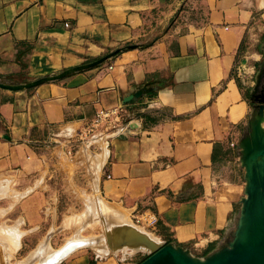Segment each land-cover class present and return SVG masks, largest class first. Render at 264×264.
<instances>
[{
	"label": "crops",
	"instance_id": "crops-1",
	"mask_svg": "<svg viewBox=\"0 0 264 264\" xmlns=\"http://www.w3.org/2000/svg\"><path fill=\"white\" fill-rule=\"evenodd\" d=\"M129 45L60 81L0 88V199L21 232L15 251L86 239L102 212L111 230L122 212H152L161 243L202 257L231 234L244 191L237 145L264 67V0H0L3 82ZM118 106L127 129L78 137L97 110ZM130 258L85 244L61 264Z\"/></svg>",
	"mask_w": 264,
	"mask_h": 264
},
{
	"label": "water",
	"instance_id": "water-1",
	"mask_svg": "<svg viewBox=\"0 0 264 264\" xmlns=\"http://www.w3.org/2000/svg\"><path fill=\"white\" fill-rule=\"evenodd\" d=\"M137 47L118 48L95 61L25 83L0 80V88L13 92L30 90L97 67L119 53ZM143 92V89H138L124 100V104L134 103ZM250 99L254 107L248 119V132L237 145L239 164L244 170V191L239 200L240 210L231 239L203 258L193 256L189 250L172 243H154L148 246L151 249L146 252L148 257L137 264H264V67L255 77Z\"/></svg>",
	"mask_w": 264,
	"mask_h": 264
},
{
	"label": "rangeland",
	"instance_id": "rangeland-1",
	"mask_svg": "<svg viewBox=\"0 0 264 264\" xmlns=\"http://www.w3.org/2000/svg\"><path fill=\"white\" fill-rule=\"evenodd\" d=\"M8 82H10V81H8ZM22 82L25 83L26 81H22ZM10 83H12V82H10ZM236 153H237V157L239 160V149L238 148H237ZM238 165H239L240 174H241V176H243L244 170L240 167L239 161H238ZM2 200H3V198L0 199V232L2 229H7L11 233L15 232V234H17L19 230H18V228L15 229V227L13 226L12 219L10 221L7 219V216H8L7 213L8 212L6 209V203H5V201H2ZM238 208L240 210V204H239ZM84 214L86 215V213H84ZM104 214H103V212H102V214H95V218H92V224L87 227V230L89 231L90 234L88 236H86L87 237L86 239L84 238V239L69 240L63 246H61L59 249H61L67 243H70V242H78L79 244H77V246H76L77 249L80 248L81 246L85 245V244L90 245L91 247H93V245L97 244V243L99 245L105 244V248L108 251H111L113 253H116L118 251H123V250L124 251L126 250L125 252H129L130 254L132 253L131 258H130L131 262L134 264H137L142 259H144V257L147 256L146 252L151 250L147 246L160 242L159 239L154 234L156 225L154 227H150V226L148 227V226H145L143 224H137L134 220L135 216L131 217V219H132L131 220L129 213L122 212L123 216L125 217L123 223L119 224L116 228H113V230H111L110 229L111 225H108V223L102 219V216H105ZM238 214H239V211H238ZM238 214L236 215L235 220L232 221V223H231V234L228 236V239L225 241V243L231 239V235H232V232L234 230V226H235ZM9 226L11 227V230H10ZM12 231H14V232H12ZM91 231H93V232H91ZM132 232H133V234L137 233V235L133 236L134 238L130 237V236H132L131 235ZM139 233L141 235H139ZM19 235H21V233H19ZM147 235H148V238H147ZM126 236H128V237L126 238ZM135 236H136V238H135ZM137 236H138V238H139V236L142 237V238H139V240L143 239V238H144V240L140 241L141 243L139 241L135 243V241L133 239H137ZM20 238H21V236H20ZM5 239L6 238L0 236V264H49L48 262H49L50 257L54 254L55 251L59 250V249L50 250L48 248V246L45 247L42 244L43 246L42 245L39 246L36 251L30 252V251H23L22 250L19 252L18 251L13 252V251L7 250V251H9L8 252L9 254H8L6 251L7 248L6 247L4 248V246L8 245L7 239L6 240ZM145 240H149L150 244H149V241H146L148 243L143 242ZM1 241H2V243H1ZM142 242H143V245H142ZM3 243H6V245ZM127 243H130V244H127ZM145 244H146V246H145ZM1 246H2V248H1ZM47 248H48V250H46ZM185 249H187V248H185ZM143 250H145V251H143ZM187 250H189V249H187ZM44 251H45V253H44ZM74 251H75V249H74ZM4 252H5V254H4ZM36 252H38V253H36ZM190 253L193 256L203 258L202 254H200V253H195L192 251H190ZM98 254L101 255V254H104V252L99 251ZM3 255H4V257H3ZM68 256H66L64 259H66ZM61 262L59 264H61Z\"/></svg>",
	"mask_w": 264,
	"mask_h": 264
},
{
	"label": "built area",
	"instance_id": "built-area-1",
	"mask_svg": "<svg viewBox=\"0 0 264 264\" xmlns=\"http://www.w3.org/2000/svg\"><path fill=\"white\" fill-rule=\"evenodd\" d=\"M128 128L125 112L122 106L97 110L94 117L85 126L84 130L78 134L81 139L92 138L98 133H112L123 131ZM137 224L154 227L157 224L156 216L149 211L136 215L134 218Z\"/></svg>",
	"mask_w": 264,
	"mask_h": 264
},
{
	"label": "bare ground",
	"instance_id": "bare-ground-1",
	"mask_svg": "<svg viewBox=\"0 0 264 264\" xmlns=\"http://www.w3.org/2000/svg\"><path fill=\"white\" fill-rule=\"evenodd\" d=\"M3 226V225H2ZM15 229H17V226H16V228ZM10 230H11V227H10ZM132 231V230H131ZM3 232V233H2ZM12 232H14V231H12ZM17 232V231H16ZM135 232V231H134ZM19 233H21V232H19L18 231V235L17 234H15V232L14 233H11L9 230H7V229H2L1 230V232H0V236H2V237H4V238H6L7 239V246H4V248L6 247L7 249H6V251L7 250H9V251H15L16 249H18L19 247H20V236L21 235H19ZM142 233V232H141ZM125 235V234H124ZM127 235V234H126ZM131 235L132 236H130V237H132V238H134L133 236L134 235H137V233H134L133 234V232L131 233ZM139 235H141L140 233H139ZM129 236V235H128ZM128 236H126V238L128 237ZM125 238V239H126ZM135 238H136V236H135ZM139 238H142L141 236H139ZM138 238V236H137V239H139ZM147 238H148V235H147ZM146 238V239H147ZM5 239V240H6ZM124 239V240H125ZM121 240V239H120ZM123 240V239H122ZM127 240V239H126ZM130 240V239H129ZM134 241L136 240V239H133ZM142 240H144V238L143 239H140V241H142ZM153 240V239H152ZM139 241V242H140ZM146 241H149V240H145V241H143V242H146ZM129 242V241H128ZM133 242V241H132ZM143 242H142V245H143ZM1 243H2V241H1ZM136 243V242H135ZM141 243V242H140ZM146 243H148V242H146ZM3 244H5L6 245V243H3ZM2 244V245H3ZM77 244H79L78 242H70V243H67L64 247H62L61 249H59V250H57V251H55L54 252V254L50 257V259H49V264H59L66 256H68L69 254H71L73 251H74V249L76 250L77 248H76V246H77ZM81 244V243H80ZM127 244H130V243H127ZM149 244H150V241H149ZM126 245V244H125ZM145 246H146V244H145ZM46 247V246H45ZM79 247V246H78ZM148 247V246H147ZM1 248H2V246H1ZM46 250H48V248L46 249ZM9 251H7V253L9 252ZM124 251V250H123ZM126 251V250H125ZM143 251H145V250H143ZM47 252V251H46ZM50 252V251H49ZM36 253H38V252H36ZM44 253H45V251H44ZM4 254H5V252H4ZM9 254V253H8ZM107 254V253H106ZM132 254V253H131ZM44 256V255H43ZM3 257H4V255H3ZM12 257V256H11ZM7 260V259H6ZM46 261V260H45Z\"/></svg>",
	"mask_w": 264,
	"mask_h": 264
},
{
	"label": "trees",
	"instance_id": "trees-1",
	"mask_svg": "<svg viewBox=\"0 0 264 264\" xmlns=\"http://www.w3.org/2000/svg\"><path fill=\"white\" fill-rule=\"evenodd\" d=\"M170 242H167V243H165V244H169ZM148 256H146V257H144V259H146ZM144 259H142L140 262H142ZM139 262V263H140Z\"/></svg>",
	"mask_w": 264,
	"mask_h": 264
}]
</instances>
